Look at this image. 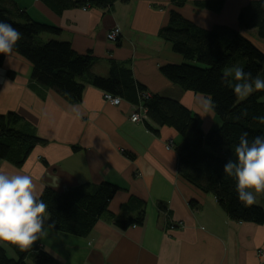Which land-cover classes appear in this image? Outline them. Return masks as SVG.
<instances>
[{"label": "crops", "instance_id": "crops-1", "mask_svg": "<svg viewBox=\"0 0 264 264\" xmlns=\"http://www.w3.org/2000/svg\"><path fill=\"white\" fill-rule=\"evenodd\" d=\"M13 1L34 20L60 28L57 36L41 35L43 40L67 41L77 53L90 52L95 58L91 73L106 76L114 60L128 67L148 94L177 99L197 115L203 131L219 126L218 116L201 106L205 96L182 90L161 73V66L182 61L161 31L173 12L204 29L237 27L236 16L250 0H220L219 10L198 6L205 0H115L106 7L60 12L39 0ZM113 27L120 29L114 42L106 39ZM30 72L29 62L17 54L5 57L0 114H19L23 120L17 126L32 129L44 142L20 166L0 158V171L30 175L37 195L45 187L113 183L119 190L108 209L115 216L125 215L122 205L131 195L145 203L142 226L122 230L105 214L86 237L45 228L47 235L35 243L63 264H264V224L232 221L214 195L179 175L175 148L182 138L174 129L157 127L146 116L131 121L137 105L125 100L111 104L103 91L88 84L81 100L70 103L33 83ZM71 105H79L83 116L77 117ZM145 122L157 130H149ZM255 203L264 207V193L256 194Z\"/></svg>", "mask_w": 264, "mask_h": 264}, {"label": "trees", "instance_id": "trees-1", "mask_svg": "<svg viewBox=\"0 0 264 264\" xmlns=\"http://www.w3.org/2000/svg\"><path fill=\"white\" fill-rule=\"evenodd\" d=\"M51 10L64 8L106 7L115 0H39ZM220 0H205L198 6L219 10ZM237 27L216 25L204 29L173 12L162 36L171 43L172 50L182 61L165 64L160 71L169 81L185 91L211 96L213 111L219 118L218 127L203 131L197 115L177 99L161 94H148L137 82L131 70L114 60L109 61L106 76L91 73L94 57L90 52L77 53L67 41L54 38L43 40L41 35L57 36L61 30L55 25L30 17L13 0H0V19L11 23L22 33L13 53L31 65L30 80L51 89L70 103L81 100L85 85L141 106L145 116L157 127H171L182 138L175 148L177 172L191 185L204 193L214 195L220 208L235 222L264 224V207L256 203L245 206L237 199L235 181L223 172L224 164L234 157V148L242 132L249 139L264 134V125L256 119L264 116V90L254 91L239 100L233 91L221 82L223 71L232 65H241L253 77L264 78V49L258 41L264 40V0H250L239 10ZM118 40V39H117ZM5 59L0 54V66ZM7 76L12 77L9 71ZM22 117L15 112L0 114V158L20 166L33 147L44 140L32 129L17 125ZM147 128L156 131L145 122ZM119 187L113 183L85 182L56 190L45 187L38 194L47 204L48 220L45 228L77 237H86L101 216L107 214L119 229L142 226L145 203L131 195L123 216H115L108 205ZM159 209L164 206L159 203ZM133 213V214H132ZM8 250L12 255H8ZM0 264H63L52 253L34 242L28 249H20L8 241H0Z\"/></svg>", "mask_w": 264, "mask_h": 264}, {"label": "clouds", "instance_id": "clouds-1", "mask_svg": "<svg viewBox=\"0 0 264 264\" xmlns=\"http://www.w3.org/2000/svg\"><path fill=\"white\" fill-rule=\"evenodd\" d=\"M21 38L22 33L17 28L0 19V54L9 60ZM221 82L239 100L246 99L254 91L264 90V78L259 75L253 77L238 64L223 71ZM201 106L206 113L215 110L211 96L203 98ZM71 111L77 117L83 116L79 105H71ZM256 119L264 125V116ZM248 137L246 131L240 134L233 150L235 158L228 159L223 167V172L234 179L237 199L245 206L255 203L256 194L264 193V134L252 139ZM46 210L47 204L34 191L30 175L0 171V241L11 242L22 250L32 247L34 242L47 235Z\"/></svg>", "mask_w": 264, "mask_h": 264}, {"label": "built area", "instance_id": "built-area-1", "mask_svg": "<svg viewBox=\"0 0 264 264\" xmlns=\"http://www.w3.org/2000/svg\"><path fill=\"white\" fill-rule=\"evenodd\" d=\"M82 9L86 10L88 8L84 6L82 7ZM119 34H120V29L118 27H113L107 32L106 39L114 42L118 39ZM113 35H114V38H110ZM103 98L105 101L110 102L111 104H114V105H118L121 102V99L119 97L112 96L111 94H108V93H104ZM137 108L139 109L130 115V120L133 122H141L145 116L143 108L141 106ZM133 117H135V120H133ZM169 147H170L169 145L166 146V148H169ZM174 226L175 225L172 223L169 227L173 228ZM261 255L263 254L261 253Z\"/></svg>", "mask_w": 264, "mask_h": 264}, {"label": "rangeland", "instance_id": "rangeland-1", "mask_svg": "<svg viewBox=\"0 0 264 264\" xmlns=\"http://www.w3.org/2000/svg\"><path fill=\"white\" fill-rule=\"evenodd\" d=\"M34 11V10H33ZM37 21H39V20H37ZM40 22H42V21H40ZM254 34V35H253ZM47 34H45V36H46ZM253 41H256V43L258 44V42H261L260 43V45H261V47H263V49H264V42H262V41H258L257 39H254V37L253 36H255V33H254V31H251V32H249L248 34H247ZM44 36V35H43ZM44 36V37H45ZM8 255H12V252L11 251H9L8 250Z\"/></svg>", "mask_w": 264, "mask_h": 264}, {"label": "bare ground", "instance_id": "bare-ground-1", "mask_svg": "<svg viewBox=\"0 0 264 264\" xmlns=\"http://www.w3.org/2000/svg\"><path fill=\"white\" fill-rule=\"evenodd\" d=\"M104 94V93H103Z\"/></svg>", "mask_w": 264, "mask_h": 264}]
</instances>
